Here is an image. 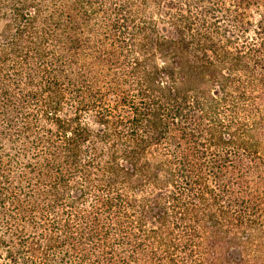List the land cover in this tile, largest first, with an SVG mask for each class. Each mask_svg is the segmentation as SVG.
Returning <instances> with one entry per match:
<instances>
[{"label": "trees", "instance_id": "1", "mask_svg": "<svg viewBox=\"0 0 264 264\" xmlns=\"http://www.w3.org/2000/svg\"><path fill=\"white\" fill-rule=\"evenodd\" d=\"M263 149L264 0H0L7 264H264Z\"/></svg>", "mask_w": 264, "mask_h": 264}, {"label": "rangeland", "instance_id": "2", "mask_svg": "<svg viewBox=\"0 0 264 264\" xmlns=\"http://www.w3.org/2000/svg\"><path fill=\"white\" fill-rule=\"evenodd\" d=\"M263 153H264V149H263ZM31 232L32 231L29 230L27 235L30 234ZM0 264H7L6 256L1 249H0Z\"/></svg>", "mask_w": 264, "mask_h": 264}]
</instances>
